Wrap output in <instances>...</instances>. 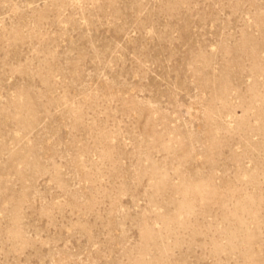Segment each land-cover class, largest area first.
Segmentation results:
<instances>
[{
  "label": "rangeland",
  "instance_id": "rangeland-1",
  "mask_svg": "<svg viewBox=\"0 0 264 264\" xmlns=\"http://www.w3.org/2000/svg\"><path fill=\"white\" fill-rule=\"evenodd\" d=\"M0 264H264V0H0Z\"/></svg>",
  "mask_w": 264,
  "mask_h": 264
}]
</instances>
